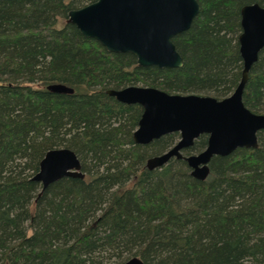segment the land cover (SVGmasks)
Returning a JSON list of instances; mask_svg holds the SVG:
<instances>
[{"label": "trees", "instance_id": "trees-1", "mask_svg": "<svg viewBox=\"0 0 264 264\" xmlns=\"http://www.w3.org/2000/svg\"><path fill=\"white\" fill-rule=\"evenodd\" d=\"M93 1L0 0V264H264V129L255 148L211 156L202 180L174 157L149 170L146 158L178 134L134 143L141 107L106 93L229 95L241 70L239 8L264 0H196L189 27L171 38L182 62L171 68L137 66L66 22ZM53 83L72 92L45 88ZM241 100L264 114V46ZM205 145L200 134L181 153ZM62 147L84 175L40 191L31 176L46 150Z\"/></svg>", "mask_w": 264, "mask_h": 264}, {"label": "water", "instance_id": "water-1", "mask_svg": "<svg viewBox=\"0 0 264 264\" xmlns=\"http://www.w3.org/2000/svg\"><path fill=\"white\" fill-rule=\"evenodd\" d=\"M198 11L196 0H95L70 9L66 22L108 52L132 54L137 66L171 68L182 63L171 38L186 30ZM239 25L240 77L233 91L223 98L167 93L140 85L106 90L118 102L141 107L131 133L134 143L147 144L165 134H178L171 147L146 158L147 169L159 168L174 157L186 163L193 178L202 180L208 175L207 164L211 156H224L236 148L257 146L256 133L264 129V114L248 110L241 97L248 71L264 46V5L257 2L242 5ZM45 88L55 93L72 92L60 83ZM200 134L206 135L205 147L197 153L183 155L181 150L191 146ZM83 175L76 155L62 147L45 151L31 179L40 183L42 191L61 177L81 178ZM121 264L144 263L137 256H131Z\"/></svg>", "mask_w": 264, "mask_h": 264}]
</instances>
